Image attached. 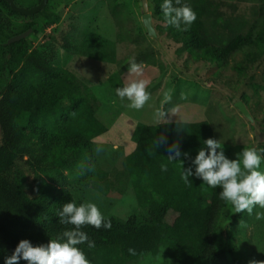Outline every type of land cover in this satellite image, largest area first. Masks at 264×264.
Here are the masks:
<instances>
[{"label":"trees","instance_id":"trees-1","mask_svg":"<svg viewBox=\"0 0 264 264\" xmlns=\"http://www.w3.org/2000/svg\"><path fill=\"white\" fill-rule=\"evenodd\" d=\"M219 1L186 0L197 16L187 31L164 23L163 0H147V6L157 38L181 45L185 58L224 67L241 53L243 59L233 68L243 74L264 57V15L252 21L227 16ZM13 2L21 7L18 3L23 1ZM117 4L111 6V13L121 21ZM46 11L45 6L28 16L0 0V264L19 241L47 244L73 227L60 224L56 216L63 203L83 202L74 198L71 188L107 195L120 158L136 212L126 219L105 215L110 229L82 227L95 242L92 249L86 243L78 245L90 264H134L147 254H162L174 264H242L236 259L237 248L229 252L218 245L220 218L229 208L218 198L219 187L207 188L195 177L185 183L180 177L181 168L189 167L203 141L214 138L211 124L169 120L142 125L131 136L133 150L111 166L104 164L94 145L108 127L95 113L94 96L75 81L71 70L53 65L45 53L31 47L39 34L59 20L56 9ZM26 31L24 38L8 43ZM105 41L96 38L93 46L80 52H94ZM60 45L67 53L79 50L66 39ZM96 54L103 60L101 49ZM108 82L114 88L122 86L118 77H109ZM162 137L164 143H159ZM173 142L188 156L180 157L182 165L173 161L162 172L167 146ZM20 168L30 172V181L21 178Z\"/></svg>","mask_w":264,"mask_h":264},{"label":"rangeland","instance_id":"rangeland-1","mask_svg":"<svg viewBox=\"0 0 264 264\" xmlns=\"http://www.w3.org/2000/svg\"><path fill=\"white\" fill-rule=\"evenodd\" d=\"M22 1L18 4L24 8L35 3V0ZM115 1H118L117 10L123 14L121 21H116L111 13ZM141 2L48 0L46 13L56 9L59 20L31 43V47L45 53L53 65L71 70L75 81L87 86L94 96L95 113L108 127V132L94 145L96 151L98 147L101 149L96 154L98 159L111 166L132 151L134 128L157 124L154 119L157 110L166 111V120L161 122L208 121L214 139L220 140L229 159H234L244 148H264V57L258 66L243 74L233 68L235 62L243 59L241 53L224 67L215 63H193L185 58L181 45L163 38L152 39L144 32ZM219 9L227 16L252 21L264 15V0H220ZM101 37L106 40L103 48L98 44L96 48L102 50L103 60L97 57L98 49L80 52ZM63 39L77 45L78 52H65L60 45ZM132 60L141 66L138 77L127 72ZM109 77H118L122 86L131 79L144 80L149 100L139 110L129 108L126 100L116 97V88L108 82ZM168 96L170 100H166ZM238 103L244 105L250 120L239 111ZM20 171L21 178L32 179L27 169L20 168ZM111 180L112 187L105 196L85 187L71 188V193L75 199L97 204L104 216L126 219L136 212V205L123 159L114 165ZM257 213H264V208L257 206L252 213H233L229 205L220 218L218 245L229 252L237 248L238 263L264 264V215L258 218ZM134 264L174 263L162 254H147Z\"/></svg>","mask_w":264,"mask_h":264},{"label":"clouds","instance_id":"clouds-1","mask_svg":"<svg viewBox=\"0 0 264 264\" xmlns=\"http://www.w3.org/2000/svg\"><path fill=\"white\" fill-rule=\"evenodd\" d=\"M163 21L180 31H187L195 22L196 12L186 0H163L161 4ZM128 74L140 76L142 69L132 60L127 69ZM119 99L126 100L128 107L139 110L149 100L150 94L146 91V83L142 79H131L126 85L115 89ZM171 97H166L170 100ZM166 111L157 110L154 114L156 122L166 120ZM159 143H164L162 137ZM156 143V142H155ZM97 151H101L98 147ZM167 163L161 164V171L168 170V163L185 158L187 153H181L179 144L173 142L167 146ZM264 148H244L235 154L234 159H229L224 154L223 144L219 139L208 138L203 141L194 158L187 168H181L180 177L185 183H191L189 177H195L202 184L211 189L219 187L218 198L227 202L233 213H252L254 207L264 208ZM264 213H257L258 218ZM59 223L73 227L64 230L54 239H49L47 244L33 246L25 239L18 242L11 255L4 258V264H90L83 249L78 245L85 244L87 248L95 247V242L89 238L83 226H92L95 229H110L111 221L106 219L97 204L93 202L75 201L63 203L56 211ZM134 253V250L129 249ZM163 251V250H162Z\"/></svg>","mask_w":264,"mask_h":264},{"label":"water","instance_id":"water-1","mask_svg":"<svg viewBox=\"0 0 264 264\" xmlns=\"http://www.w3.org/2000/svg\"><path fill=\"white\" fill-rule=\"evenodd\" d=\"M8 5L11 7V9L17 13H21L24 15H33L37 12H40L42 9H44V7L47 4L48 0H40L39 3H37L36 5L30 7V8H24V7H19L17 5L14 4L13 0H6ZM141 23L143 28L145 29L147 35L149 37H151L152 39H157V35L155 32L154 27L152 26V21H151V14L148 12V7H147V2L146 0H142L141 2ZM29 33V31H26L24 33H21L19 35H16L12 38H10L8 40V43L17 41L21 38H24L27 34ZM236 106L238 107L239 111L243 114L244 117H246L247 119H251L250 115L248 114L247 110L245 109L244 105L242 104H236Z\"/></svg>","mask_w":264,"mask_h":264}]
</instances>
